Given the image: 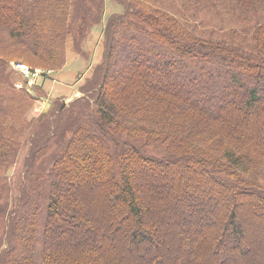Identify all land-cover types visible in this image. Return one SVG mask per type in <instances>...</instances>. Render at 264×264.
Returning a JSON list of instances; mask_svg holds the SVG:
<instances>
[{
    "label": "trees",
    "instance_id": "trees-1",
    "mask_svg": "<svg viewBox=\"0 0 264 264\" xmlns=\"http://www.w3.org/2000/svg\"><path fill=\"white\" fill-rule=\"evenodd\" d=\"M110 5L121 12L105 13V0H0V264H37L36 254L42 264H264V0ZM204 16L231 26L221 41L187 26ZM99 27L103 58L83 98L29 119L35 97L16 89L10 63L60 70L69 49L90 59L84 44ZM26 143L24 186L9 196ZM57 144L49 172L35 175ZM160 171L170 180L149 175ZM178 173L183 191L171 187ZM88 180L106 185L115 213L104 241L85 216ZM154 212H172L170 239Z\"/></svg>",
    "mask_w": 264,
    "mask_h": 264
},
{
    "label": "rangeland",
    "instance_id": "rangeland-1",
    "mask_svg": "<svg viewBox=\"0 0 264 264\" xmlns=\"http://www.w3.org/2000/svg\"><path fill=\"white\" fill-rule=\"evenodd\" d=\"M106 1V8H105V13L107 14H112V13H120L121 10L120 8L116 7L115 5H110V1L111 0H105ZM258 17H264V9L261 11V13H258ZM202 19L204 20V22H200V21H196V20H188L186 21L187 26L193 30L196 31V33H200L202 34L205 38L209 39L211 38L214 41H221L225 36H223L225 33L229 32L228 28H224L222 29L221 24H225L227 26H230L228 24V22L226 20H222L220 21L219 19H217L216 17H202ZM224 22V23H222ZM230 23V21H229ZM231 27V26H230ZM100 30L99 28H96L95 30L91 31L85 41L84 44V49L86 50V45L88 44L89 40L92 38V35L96 32ZM101 32V31H100ZM204 32V33H203ZM214 32V36L211 35V33ZM94 45V44H93ZM26 67L28 68V70L26 71ZM9 73L12 77V82H14L16 89L21 90L24 89L26 92H28L29 94L32 93V95L35 97L34 102H33V106L30 109V111L28 112L29 114V119H40L41 117L45 118V117H51L57 113H59L60 111H64L68 110L71 107V104L81 98H83V92H82V88L86 85L87 81L90 80L91 76L94 73V70L91 67L90 64V59H85L83 58L81 55H76L75 52H73V50L69 49L68 54H67V60L66 63L64 65V67L60 70H50V71H45L43 68H35L34 70L31 69V67H29L28 65L22 63V61L20 63L17 62H11L10 63V68H9ZM71 69L74 70H81V74L79 75V77L77 78L78 81H81L82 84L80 83L78 87V89H75V97L71 100L68 101H62L60 97H55L53 94V92L51 91V89L48 87V85L52 82L51 79L49 77L57 74V73H62V72H67ZM25 74H27L28 76H26ZM36 75V76H35ZM30 76V77H29ZM35 76V77H33ZM86 76V77H85ZM85 77V79H84ZM79 84V83H77ZM76 87V86H75ZM39 97V98H37ZM59 110V111H58ZM82 112H86L88 113V111H81L80 109H77L75 111L76 114H80ZM243 118L241 115L239 116V118L237 119V121L239 120V122L243 123ZM229 121L231 122V124L233 125V120L229 119ZM249 121V120H248ZM248 132V131H247ZM254 135H257V133H254ZM59 145L57 144V146L52 147V150L49 151V153L43 157V160L40 161V164L38 163L34 168H32V171L34 172L35 175H39V174H43L44 176L46 175V173L49 172V170L51 169V165H52V161L54 159V157L58 154L59 152ZM143 149V151L147 154V155H156V156H162L164 154L163 150H156L154 148H143V146L141 147ZM28 154V145L26 143L24 149L21 151V154L19 155V157L17 158V160L15 161V163L13 165H11L10 170L7 173L6 179H7V183L10 186V194L12 196L15 195L16 193V187L19 185L18 190L20 189L21 186H24V184H21L22 181H24L23 179V165L25 162V158L27 157ZM156 173V174H154ZM149 175H164L161 179L158 180L159 182H165V179L170 180L169 178L170 175H166V172L160 171V172H151ZM181 174H177L178 177H180L175 185H172V189H174V187H177L178 189H180L181 187H183L184 185V179L182 178V176H180ZM166 176V178H165ZM150 177V176H149ZM190 181V180H189ZM191 182V181H190ZM97 184L92 185L91 182H89V180L84 183L83 188L86 189L84 190L85 192H89V196H85L86 199H90L89 203L87 202L86 204V214L85 216L87 217V219H92L94 222L95 227L97 228V234L96 235V239H98L99 241L102 240L104 241L105 239L103 238L102 234L109 232V230L111 229L110 227V221H113L114 217L113 215H115V213L108 211L106 208V202L103 201L101 195H104V193L107 192V189L105 188V184L100 183L99 182H95ZM99 183V184H98ZM186 183V182H185ZM194 182H191V186H193ZM81 187V185L79 186ZM204 187V186H203ZM205 187L210 188L209 185L205 184ZM156 189V188H155ZM180 190L183 191V188H181ZM175 203V206L180 205L179 204V200L173 201ZM182 202V201H180ZM183 206V205H181ZM180 206V208H181ZM210 204H207V209L210 208ZM179 207V206H177ZM89 212V213H88ZM243 212H246V210H244ZM186 213V212H185ZM189 214H193V216H195L194 212H188ZM90 214V215H89ZM170 216V217H168ZM85 217V219H86ZM166 217H168V219H166ZM173 217L172 212H166L165 214H163V212H154L153 213V220L158 221L161 223V225L163 226V230L161 232V236L165 239H170L169 236L166 235L167 231L166 229H168L166 227V225L164 226V222L165 220H170V218ZM174 219L171 218V221H173ZM170 229V228H169ZM6 232V222H2L0 221V240L2 238H4V234ZM178 233H175L174 236L178 237ZM175 243L173 245L174 249L176 247ZM2 241H0V250L2 249ZM3 248H5V246L3 245ZM108 248H112L111 244L105 247V249ZM37 249L40 250V247H38ZM169 249V248H168ZM164 251H161V253H163ZM124 253L120 254L121 259L123 258ZM36 259H37V264H42L41 263V257L39 256V254H36ZM208 262V259L204 258V257H200L197 261V263H192V264H206Z\"/></svg>",
    "mask_w": 264,
    "mask_h": 264
},
{
    "label": "crops",
    "instance_id": "crops-1",
    "mask_svg": "<svg viewBox=\"0 0 264 264\" xmlns=\"http://www.w3.org/2000/svg\"><path fill=\"white\" fill-rule=\"evenodd\" d=\"M86 50L88 51V54L90 56L91 67L94 70L95 67L101 63L103 58L104 39L101 28L92 35V38L86 45ZM80 71L81 70L71 69L67 72L57 73L49 77L52 82L48 85V87L54 93L53 95L55 97H60L62 101L73 99L75 97V89H78L77 86H79L80 83L82 84L81 81L77 80V78L81 74Z\"/></svg>",
    "mask_w": 264,
    "mask_h": 264
},
{
    "label": "built area",
    "instance_id": "built-area-1",
    "mask_svg": "<svg viewBox=\"0 0 264 264\" xmlns=\"http://www.w3.org/2000/svg\"><path fill=\"white\" fill-rule=\"evenodd\" d=\"M26 71L28 70V68L26 67V69H25ZM26 76H28L27 74H25ZM36 76V75H35ZM35 76H33V77H35ZM30 77V76H29Z\"/></svg>",
    "mask_w": 264,
    "mask_h": 264
}]
</instances>
